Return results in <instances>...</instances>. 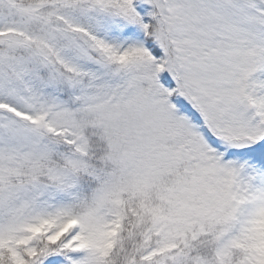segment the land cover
<instances>
[{
    "label": "snow or ice",
    "instance_id": "obj_1",
    "mask_svg": "<svg viewBox=\"0 0 264 264\" xmlns=\"http://www.w3.org/2000/svg\"><path fill=\"white\" fill-rule=\"evenodd\" d=\"M0 264H264V0H0Z\"/></svg>",
    "mask_w": 264,
    "mask_h": 264
}]
</instances>
